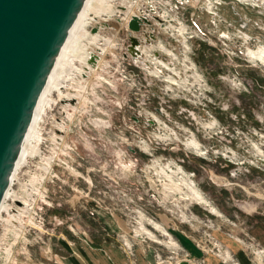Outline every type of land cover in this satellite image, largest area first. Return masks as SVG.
I'll list each match as a JSON object with an SVG mask.
<instances>
[{
    "label": "rangeland",
    "instance_id": "374dc122",
    "mask_svg": "<svg viewBox=\"0 0 264 264\" xmlns=\"http://www.w3.org/2000/svg\"><path fill=\"white\" fill-rule=\"evenodd\" d=\"M104 6L14 171L0 264H264V0Z\"/></svg>",
    "mask_w": 264,
    "mask_h": 264
},
{
    "label": "water",
    "instance_id": "95a60500",
    "mask_svg": "<svg viewBox=\"0 0 264 264\" xmlns=\"http://www.w3.org/2000/svg\"><path fill=\"white\" fill-rule=\"evenodd\" d=\"M84 1L0 0V202L38 98ZM139 20L149 23L134 15L129 27L138 30ZM139 46L129 34L132 60L140 56ZM91 55L87 61L94 64L96 54Z\"/></svg>",
    "mask_w": 264,
    "mask_h": 264
},
{
    "label": "bare ground",
    "instance_id": "6f19581e",
    "mask_svg": "<svg viewBox=\"0 0 264 264\" xmlns=\"http://www.w3.org/2000/svg\"><path fill=\"white\" fill-rule=\"evenodd\" d=\"M106 1L107 0H85L84 1V4H83V6H82V8H81V10L79 11V13H78V15H77V17H76V19H75V21H74V23H73V25L71 26V28L69 29V31H68V35H67V37H66V39H65V41H64V44L62 45V47H61V49H60V51H59V54L57 55V57H56V59H55V62H54V64H53V66H52V69H51V71H50V74H49V76H48V78H47V81H46V84H45V86H44V88H43V90H42V92H41V94H40V96H39V98H38V101H37V104H36V106H35V109H34V112H33V117H32V120H31V123H30V125H29V127H28V129H27V132H26V134H25V137H24V140H23V142H22V146H21V151H20V153H19V156H18V158H17V161H16V163H15V167H14V170H13V172H12V175H11V177H10V182H9V185H8V187H7V189H6V191H5V193H4V195H3V198H2V200H1V202H0V211L2 210V208H3V206H4V200H5V198H6V196H7V194H6V192H7V190H8V188H9V186H10V183H11V181H12V176H13V174H14V171L16 170V167H17V165L18 164H20V162L23 160V158H24V156H25V154H26V150H27V147H28V140L32 137V135L34 134V131H35V122H36V120H37V118H39L38 117V115L40 114V112H41V110H42V107H43V104L45 103V101L47 100V96H48V94H49V92L51 91V89L53 88V87H56L57 85V83L59 82V80L62 78V76L63 75H61L60 76V74L64 71H68L69 70V64H70V59H72L73 57H74V55H78L79 54V52H82V58H81V60H82V62L84 61L85 62V56H84V49L85 48H83L82 50H79V47L81 46V42L83 41V40H86L87 39V43L89 42V43H93V42H95V40H96V36L97 35H95L96 33H91V37H90V39H88L87 38V30H86V28H85V23H86V20L89 18V15L92 13H94V15L96 16V15H99V13H105L106 12V7L104 6V4L106 3ZM214 2L215 3H218V0H214ZM111 11V10H110ZM211 11H212V9H211ZM211 11H209V12H211ZM155 16H157L158 18H160L161 17V19H164V17H165V15L164 14H154ZM137 16V15H136ZM140 19H141V17L142 16H138ZM148 17V16H147ZM154 17V16H153ZM103 19V18H102ZM88 24V23H87ZM248 37V36H247ZM246 39V38H245ZM98 41V40H97ZM145 42H148V41H145ZM109 43V42H108ZM93 44H95V43H93ZM142 42H141V40H140V46H139V50H140V54L142 53V52H146V53H149L150 51H151V48L150 47H142ZM95 46V45H94ZM83 47V46H82ZM81 47V48H82ZM100 47V46H99ZM157 47V50H161L160 52H162L163 54H165V55H168L169 54V52L167 51V49L164 47L163 49H162V47L161 46H156ZM96 48V47H95ZM104 49V48H103ZM144 49V50H143ZM143 50V51H142ZM76 51H77V53H76ZM256 52V51H255ZM254 52V53H255ZM253 53V54H254ZM258 53L259 54H257V52H256V55L257 56H255V58H256V60L257 61H259V62H261L262 64H264V52L262 53V51H258ZM92 54V52H89L88 51V58L90 57V56H92L91 55ZM171 54V53H170ZM249 55H252V54H249ZM140 57V56H139ZM139 57H137L136 59H133V61H137V59L139 58ZM175 57V56H174ZM250 57V56H249ZM98 55H96V57H95V62H94V64H93V66H92V68L94 69L95 68V66H96V63H98L99 62V60H98ZM155 58H157L158 59V57H157V55H155ZM162 59V58H161ZM251 59H252V57H251ZM150 60V59H149ZM255 60V61H256ZM166 61V60H165ZM153 62V61H152ZM86 63H87V61H86ZM86 63H84L83 64V68H91V66H89L88 65V63L86 64ZM160 66H162V67H167L166 66V64L165 63H162L161 61H158L157 62ZM260 63V64H261ZM154 65V64H153ZM155 67V66H154ZM97 68V67H96ZM144 69H146V68H144ZM164 69V68H163ZM166 69V68H165ZM148 70V69H147ZM157 70L158 71H160V69H158L157 68ZM151 71V70H150ZM152 71L153 72H156L155 70H153L152 69ZM151 71V72H152ZM82 72H85L83 69H82ZM148 73V72H147ZM158 73V72H157ZM87 74V73H86ZM65 75V74H64ZM156 77H158V76H156ZM168 79V78H167ZM170 80H172V78H170ZM174 81V80H173ZM174 83V82H173ZM172 83V84H173ZM170 84V83H169ZM175 84V83H174ZM168 86V85H167ZM168 88V87H167ZM53 90V89H52ZM76 90V89H75ZM81 90V89H80ZM170 90V89H169ZM78 95V94H77ZM63 100H65V101H70V99H69V97L70 96H64V95H61L60 96ZM73 96H71V98H72ZM69 99V100H68ZM66 110V109H65ZM59 123V122H58ZM207 125V124H206ZM212 125V124H211ZM207 127V126H206ZM211 127V126H210ZM208 128V127H207ZM60 132V131H59ZM30 143V142H29ZM188 144V143H187ZM193 144V142L191 143V145ZM194 145V144H193ZM197 145V144H196ZM195 145V146H196ZM35 146V145H34ZM195 146H193V147H195ZM29 147H31V146H29ZM192 147V148H193ZM197 147V146H196ZM195 147V148H196ZM200 147V146H199ZM31 148H33V146L31 147ZM35 149V148H34ZM33 149V150H34ZM200 149V148H199ZM199 149H198V151H199ZM259 149V148H258ZM30 150V149H29ZM190 150H191V148H190ZM32 151V150H31ZM36 151V150H35ZM192 151H195V149H193ZM197 151V150H196ZM197 151V152H198ZM199 153V152H198ZM202 154V153H201ZM31 184V183H30ZM39 193V192H38ZM200 199V201H201V199L202 200H204V198L202 197H200L199 198ZM17 200V199H16ZM15 200V201H16ZM18 201V200H17ZM23 203V202H22ZM22 213V212H21ZM24 213V212H23ZM22 215H24V214H22ZM17 219V218H16ZM28 220V219H27ZM26 221V220H25ZM154 241V240H153ZM155 242H157V241H155Z\"/></svg>",
    "mask_w": 264,
    "mask_h": 264
},
{
    "label": "crops",
    "instance_id": "0c3cea01",
    "mask_svg": "<svg viewBox=\"0 0 264 264\" xmlns=\"http://www.w3.org/2000/svg\"><path fill=\"white\" fill-rule=\"evenodd\" d=\"M234 256L236 257L238 264H252L248 253L242 249V248H233ZM125 264V263H121ZM206 264H228L221 262L218 258H215L214 256H207L206 258Z\"/></svg>",
    "mask_w": 264,
    "mask_h": 264
}]
</instances>
